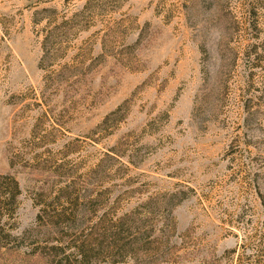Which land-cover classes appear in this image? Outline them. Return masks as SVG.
<instances>
[{
	"label": "rangeland",
	"instance_id": "rangeland-1",
	"mask_svg": "<svg viewBox=\"0 0 264 264\" xmlns=\"http://www.w3.org/2000/svg\"><path fill=\"white\" fill-rule=\"evenodd\" d=\"M0 264H264V0H0Z\"/></svg>",
	"mask_w": 264,
	"mask_h": 264
},
{
	"label": "trees",
	"instance_id": "trees-1",
	"mask_svg": "<svg viewBox=\"0 0 264 264\" xmlns=\"http://www.w3.org/2000/svg\"><path fill=\"white\" fill-rule=\"evenodd\" d=\"M11 185L13 186L12 188L15 191V193H17V191H18V183L14 179H11ZM13 195H11V196L13 197Z\"/></svg>",
	"mask_w": 264,
	"mask_h": 264
}]
</instances>
